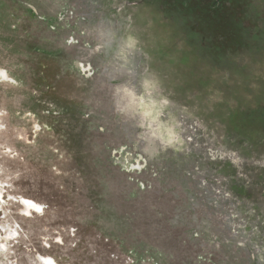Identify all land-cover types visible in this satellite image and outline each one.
I'll return each instance as SVG.
<instances>
[{
	"label": "rangeland",
	"instance_id": "374dc122",
	"mask_svg": "<svg viewBox=\"0 0 264 264\" xmlns=\"http://www.w3.org/2000/svg\"><path fill=\"white\" fill-rule=\"evenodd\" d=\"M49 261L264 264V0H0V264Z\"/></svg>",
	"mask_w": 264,
	"mask_h": 264
},
{
	"label": "clouds",
	"instance_id": "9594fccd",
	"mask_svg": "<svg viewBox=\"0 0 264 264\" xmlns=\"http://www.w3.org/2000/svg\"><path fill=\"white\" fill-rule=\"evenodd\" d=\"M133 46H134V45H133V42L130 40L129 43H128V47L131 48V47H133ZM146 95H149V97H150V96H151V92H150V91H146ZM160 103H161L162 105L166 106L167 101L164 100V99H161ZM121 111H125V109H121ZM140 127H141V128L145 127V124H144V123H141V124H140ZM150 135H151V133H150ZM173 138L176 139V142H177V143H179V139H178V137H173ZM171 142H172L171 139L165 141V143H166V144H169V145L171 144ZM48 264H52V262L49 261Z\"/></svg>",
	"mask_w": 264,
	"mask_h": 264
}]
</instances>
